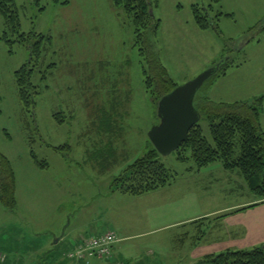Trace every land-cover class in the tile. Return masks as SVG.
Returning a JSON list of instances; mask_svg holds the SVG:
<instances>
[{
	"label": "rangeland",
	"instance_id": "374dc122",
	"mask_svg": "<svg viewBox=\"0 0 264 264\" xmlns=\"http://www.w3.org/2000/svg\"><path fill=\"white\" fill-rule=\"evenodd\" d=\"M154 1L150 0L152 15L159 20L154 48L177 85L229 56L231 65L220 69L196 95L226 104L264 96V29H259L264 24V0ZM15 4L21 30L50 36L51 42L32 72L38 93L34 108L27 110L18 97L14 72L29 62V49L24 43L11 46L0 39V152L13 167L16 196L11 211L0 203V264H57L67 247L63 242L52 245L53 232L76 231L88 222H99V216L134 219L129 212L136 211L139 222L131 227L142 235L122 241L121 252L132 247L143 252L148 264H205L203 258L210 253L189 260L188 243L178 238L190 228L175 226L174 220L203 214L201 228L210 243L234 231L228 226L219 229L218 217L264 197L251 193L241 175L224 170L220 162L189 170L190 158L180 162L170 153L159 156L175 175L167 189L129 203L127 211L122 202L103 198L112 179L149 149L147 131L158 122L157 100L143 84L147 60L139 51L131 20L112 0H15ZM192 5L203 8L217 28L199 29ZM3 29L0 15V35ZM84 99L94 101V134L120 131L124 148L104 152V145L89 147L92 140L79 136L87 123ZM60 111L57 115L63 121L56 125L51 113ZM198 123L211 141L206 117ZM31 152L47 167H38ZM98 157L99 169L94 164ZM99 190L103 196L97 195Z\"/></svg>",
	"mask_w": 264,
	"mask_h": 264
},
{
	"label": "trees",
	"instance_id": "16d2710c",
	"mask_svg": "<svg viewBox=\"0 0 264 264\" xmlns=\"http://www.w3.org/2000/svg\"><path fill=\"white\" fill-rule=\"evenodd\" d=\"M58 1L55 0V2ZM112 1L131 20L135 41L140 43L139 51L147 60V68L143 69L144 89L155 97L157 104L161 97L177 86L154 48V36L159 20L154 19L152 15L150 0ZM157 1H154L155 4ZM191 12L194 23L199 29L217 28L216 21H212L207 13L203 12V8L192 5ZM0 15L4 23L0 39L11 46L14 43H24L30 52L29 62L14 72L18 97L24 107L30 110L34 108V96L38 93L31 82V75L34 67L42 59L43 52L51 39L50 36L36 31L23 32L21 30L15 0H0ZM220 15H222L221 12L217 17ZM215 19L218 18L215 17ZM259 29H264V24L260 25ZM231 63L232 60L227 56L217 72L205 83L219 73L220 69H226ZM194 106L201 118L205 116L208 120L211 141L206 138L201 126L197 123L190 129L187 140L172 152L176 159L185 162L190 158L193 166L188 169L197 171L213 162H220L224 170L237 171L246 182L250 192L258 197H264V132L259 121L262 98L250 103L226 104L224 102L214 103L208 100V97L201 99L199 95H196ZM149 145V149L142 156L135 159L122 173L112 179L111 191L137 196L174 183L175 175L160 161V154L152 144L149 143ZM187 151L190 153L189 156L186 154ZM30 154L38 167H47L45 161L37 160L32 152ZM0 203L10 211L16 207L14 170L10 160L1 152ZM202 263L264 264V244L249 249L225 250L218 254L210 253L203 258Z\"/></svg>",
	"mask_w": 264,
	"mask_h": 264
},
{
	"label": "crops",
	"instance_id": "0c3cea01",
	"mask_svg": "<svg viewBox=\"0 0 264 264\" xmlns=\"http://www.w3.org/2000/svg\"><path fill=\"white\" fill-rule=\"evenodd\" d=\"M260 97L262 98V106L260 110L259 121L262 130L264 132V124H263L264 96H260ZM84 101L87 103L86 106V110L88 111L87 123L84 126V129L78 131L80 132L79 136L84 135L85 136L84 138L87 137L88 139L92 140V142L88 141V144H90L89 147L92 146V147L101 148L104 145L105 146V148H103L104 152L110 151V149L115 151L116 148H121V147L124 148V142H121V140L119 141V139L122 137L120 131L114 132V130L110 129L108 130L110 131L109 134L105 132L107 130L96 131V133L94 134V117H93L94 106L93 104H91L93 99L91 100L84 99ZM72 112H74V110ZM58 113H61V111L51 113L52 120L56 125L63 121L62 118H58L59 116L57 115ZM68 113L70 114L71 112L69 111ZM68 118L69 119L71 118L72 120L75 118V116L71 115V117ZM102 138H105V140L107 138V140L102 141L101 140ZM94 162L96 166L98 165V169H99L100 168L99 165L102 163V159L99 157L95 158ZM106 168H108V166H106L104 169ZM224 177H226V174L224 175ZM165 188L167 189V187ZM159 190L160 189L134 196L119 191H111L109 185V193H107V195L103 196V193L100 190L96 193L97 195L100 194L101 196H103V198L106 199L111 198L115 201L122 202L123 203L122 210L127 211L124 208L126 206L128 207L129 203H135L137 201L143 200L144 198L151 196L150 194H153L152 192H156ZM253 199L252 202H250V204L253 205V203H255L254 206L237 210L240 207H245L244 206L246 203L245 202L243 203L244 205L242 204L243 206H237L227 211L226 213L221 215V217H218V219L215 220L216 224L219 225V229L221 227L228 226L229 228L234 229V231H230L229 233H226L225 234L226 236H221L220 234L217 236V238L214 241L210 243H206L207 242L205 240L206 232L201 228V225L203 223L202 220L204 218L201 216L203 214L201 213L193 214L190 216H185L174 220L175 222L173 223V225L183 226V228H190L183 233L181 238H178L180 242L188 243L187 246L188 249L190 250L189 260L192 259V261H196L197 259H199L198 257H202L206 253H218L217 251L222 252L225 250L249 249L254 246L264 244V198H260V199L256 198L254 201ZM233 210H237V211H233ZM141 212L142 211L139 210V215H141ZM101 213L102 212H99L97 214L101 215ZM136 214L137 211L133 213L129 212V216L135 217L134 219L133 218L129 219L128 217L121 219L119 217L115 220H110L104 217L100 218L99 216L96 217L100 220L99 222H95V224H93V222H88L86 223V227L85 225H82L76 231L65 232V229L63 228L53 232L52 235L55 237V239L53 240L52 245L57 246L63 242L64 246L67 247V250H69V248L72 247L73 243L79 240V238L81 237H89L94 235L97 236L107 231H114L117 235V241L114 242L112 245V254L109 259L93 258L90 261L75 260V259H68L65 256V254H64L65 257L62 258L63 255L61 254L57 264H145V263L148 264V262H146L145 259L143 258V252L136 253L132 247H130L128 250H125L124 252L120 251L122 241L131 240L142 235V232L141 233L134 232L131 227V226H135V223L139 222L136 220ZM87 231H89L88 233H90L89 236L86 235L88 234ZM117 243L120 244L117 245V248L115 250ZM60 250H62V248ZM151 253L152 252H150V254Z\"/></svg>",
	"mask_w": 264,
	"mask_h": 264
},
{
	"label": "water",
	"instance_id": "95a60500",
	"mask_svg": "<svg viewBox=\"0 0 264 264\" xmlns=\"http://www.w3.org/2000/svg\"><path fill=\"white\" fill-rule=\"evenodd\" d=\"M226 59L215 63L193 79L177 85L159 99L156 107L158 123L147 131V138L161 156L174 152L187 140L190 129L201 118L194 106L196 93Z\"/></svg>",
	"mask_w": 264,
	"mask_h": 264
},
{
	"label": "built area",
	"instance_id": "2783aa9c",
	"mask_svg": "<svg viewBox=\"0 0 264 264\" xmlns=\"http://www.w3.org/2000/svg\"><path fill=\"white\" fill-rule=\"evenodd\" d=\"M117 241L114 231H107L101 235L81 237L73 243L72 248L66 252L70 259L90 261L93 258H110L112 245Z\"/></svg>",
	"mask_w": 264,
	"mask_h": 264
}]
</instances>
